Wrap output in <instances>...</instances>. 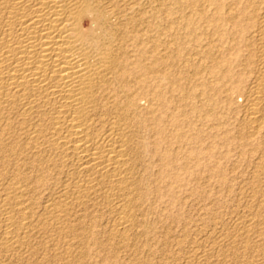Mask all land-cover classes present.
<instances>
[{
  "label": "rangeland",
  "instance_id": "1",
  "mask_svg": "<svg viewBox=\"0 0 264 264\" xmlns=\"http://www.w3.org/2000/svg\"><path fill=\"white\" fill-rule=\"evenodd\" d=\"M253 1L108 0L118 21H124L125 12L140 17L139 45L128 43L131 58L139 59L144 52V65L154 64L144 89L133 87V93L154 99V106L153 101L151 107L144 104L154 115V129L144 124L146 130L137 131L135 230L126 236L110 230L117 200L99 193L91 205H68L67 229L56 232L46 218L47 207L61 206L69 182L79 178L73 158L50 149L37 156L24 150L15 158L4 153L0 192L13 185L25 187L34 223L41 221L42 232L23 251L10 253L1 245L0 228V264H264V121L252 135L253 126L245 118L256 94L252 41L247 23L231 19L257 8L259 0ZM241 224L250 228L248 235L237 232Z\"/></svg>",
  "mask_w": 264,
  "mask_h": 264
},
{
  "label": "bare ground",
  "instance_id": "2",
  "mask_svg": "<svg viewBox=\"0 0 264 264\" xmlns=\"http://www.w3.org/2000/svg\"><path fill=\"white\" fill-rule=\"evenodd\" d=\"M108 3V0H0V155L9 153L8 156L15 158L29 150L37 156L50 149L73 158L79 178L73 177L69 182L71 189L65 188L61 206L46 208L49 216L46 218L54 224L52 229L59 233L67 229L66 215L71 207L68 205L85 207L95 201L99 193H102L101 198L117 200L113 207L116 222L110 230L117 236H126L136 227L133 221L136 218L134 192L137 182L132 175L137 167L134 157L140 141L137 131L142 127L145 129L144 124L154 127V115L152 117L153 113L147 111L149 105L144 107L147 103L151 107L154 99L149 101V95L134 94L133 87L144 89V84L149 81L147 76L154 74V64L145 66L146 55L140 56L144 52L136 48L142 54L139 59L131 58L133 47L129 49L128 43L137 41L138 44L140 17L125 12V16L122 15L124 21H118L116 8L110 9ZM254 3L255 6L257 1ZM258 4L251 12L242 10L246 12L244 16L240 12L244 19L237 15L231 18L236 24L239 21L247 23V33L252 41L253 73L257 75L252 83L256 94L250 99L245 117L253 126L252 135L258 133L257 127L260 129L259 125L264 121V0H259ZM18 127L21 133L18 131L20 134L16 136ZM19 186H9L0 192L1 245L10 253L11 250L23 251L24 246L42 232L41 221L34 223L30 211L29 192ZM237 232L248 235L251 231L241 224Z\"/></svg>",
  "mask_w": 264,
  "mask_h": 264
}]
</instances>
